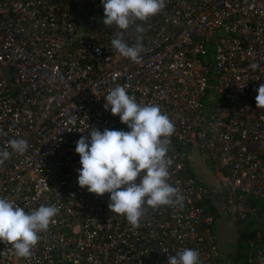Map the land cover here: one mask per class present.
Listing matches in <instances>:
<instances>
[{
    "label": "built area",
    "instance_id": "built-area-1",
    "mask_svg": "<svg viewBox=\"0 0 264 264\" xmlns=\"http://www.w3.org/2000/svg\"><path fill=\"white\" fill-rule=\"evenodd\" d=\"M103 16L101 0H0V148L28 143L23 154L7 148L0 197L26 212L60 209L30 257L0 242V264H167L185 248L201 264H221L213 215L200 204L213 197L224 218L256 233L244 239L245 264H264V109L255 102L264 0H165L159 14L137 21L145 28L140 63L110 47L118 33L134 44V26L109 28ZM118 85L141 105H159L175 127L168 183L184 207L147 209L137 228L109 211L108 193L78 185L77 141L94 128L130 131L104 107ZM190 150L216 187L187 173Z\"/></svg>",
    "mask_w": 264,
    "mask_h": 264
},
{
    "label": "clouds",
    "instance_id": "clouds-1",
    "mask_svg": "<svg viewBox=\"0 0 264 264\" xmlns=\"http://www.w3.org/2000/svg\"><path fill=\"white\" fill-rule=\"evenodd\" d=\"M104 9L102 23L115 25L120 30L134 26L135 43L129 45L121 34L110 40L111 49L120 56L140 63L145 51L143 39L145 28L137 21L146 22L165 8V0H101ZM258 64H252L256 70ZM257 109H264V83L256 90ZM105 110L118 116L130 131L94 128L88 136L76 143L75 152L80 157L78 185L96 196L110 195L109 211L124 216L133 227H139L147 209L170 207L182 210L184 196L179 188L168 183L169 169L173 163L168 155L170 137L175 132L173 122L161 112L156 104L141 105L127 93L125 86L108 90L104 97ZM12 151L23 154L28 143L24 139H11L0 148V164ZM60 209L55 205H41L26 212L8 198L0 197V242L11 244L18 257L28 258L38 244L41 233ZM167 264H201L197 250L185 248L167 257Z\"/></svg>",
    "mask_w": 264,
    "mask_h": 264
},
{
    "label": "rangeland",
    "instance_id": "rangeland-1",
    "mask_svg": "<svg viewBox=\"0 0 264 264\" xmlns=\"http://www.w3.org/2000/svg\"><path fill=\"white\" fill-rule=\"evenodd\" d=\"M259 216V221L264 220L263 214ZM247 224L252 225L253 228L261 226L258 221L254 220V216H249ZM213 229L220 243L222 255L221 264H245V257L243 255L246 243L245 241L240 240V236L241 234L248 232L247 225H234L230 220L221 216V218L216 221Z\"/></svg>",
    "mask_w": 264,
    "mask_h": 264
},
{
    "label": "crops",
    "instance_id": "crops-1",
    "mask_svg": "<svg viewBox=\"0 0 264 264\" xmlns=\"http://www.w3.org/2000/svg\"><path fill=\"white\" fill-rule=\"evenodd\" d=\"M187 155L193 162V166L190 169L191 172L206 186L216 187L218 185V178L214 175V172L212 171V169L208 168L207 165L201 160L200 156L198 155V152L196 150H190L187 153ZM213 178H214V181H213ZM207 207L214 208L213 211L210 212L213 215V219H214L213 226H214L216 221L219 220L222 216L220 207L218 203L216 202L212 206L206 205V209ZM257 228H260V227H257ZM243 256L245 257V255ZM221 260H222V255H221ZM244 263H245V259H244Z\"/></svg>",
    "mask_w": 264,
    "mask_h": 264
},
{
    "label": "trees",
    "instance_id": "trees-1",
    "mask_svg": "<svg viewBox=\"0 0 264 264\" xmlns=\"http://www.w3.org/2000/svg\"><path fill=\"white\" fill-rule=\"evenodd\" d=\"M207 165V164H206ZM207 167L208 168H210L208 165H207ZM211 169V168H210ZM190 176H195L192 172H191V170H188V172H187ZM215 201H216V198H212V199H210V198H203V199H201L200 200V204H201V206H203L205 209H206V205H214V203H215ZM263 204V203H262ZM213 209L214 208H209V207H207V209H206V211L207 212H212L213 211ZM212 231H213V229H212ZM256 235V233L255 232H253V231H248V232H245V233H243V234H241V236H240V240H243L244 241V239L245 238H248V237H254ZM241 242V241H240Z\"/></svg>",
    "mask_w": 264,
    "mask_h": 264
}]
</instances>
